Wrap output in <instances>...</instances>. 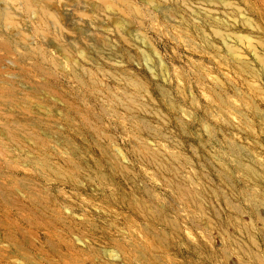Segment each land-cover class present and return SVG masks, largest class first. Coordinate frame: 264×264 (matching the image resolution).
<instances>
[{
  "label": "rangeland",
  "instance_id": "1",
  "mask_svg": "<svg viewBox=\"0 0 264 264\" xmlns=\"http://www.w3.org/2000/svg\"><path fill=\"white\" fill-rule=\"evenodd\" d=\"M0 264H264V0H0Z\"/></svg>",
  "mask_w": 264,
  "mask_h": 264
}]
</instances>
